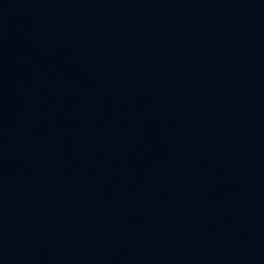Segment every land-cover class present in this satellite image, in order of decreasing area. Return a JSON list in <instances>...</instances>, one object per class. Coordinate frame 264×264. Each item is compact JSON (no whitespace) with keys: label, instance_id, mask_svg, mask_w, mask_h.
<instances>
[{"label":"water","instance_id":"1","mask_svg":"<svg viewBox=\"0 0 264 264\" xmlns=\"http://www.w3.org/2000/svg\"><path fill=\"white\" fill-rule=\"evenodd\" d=\"M0 264H264V0H0Z\"/></svg>","mask_w":264,"mask_h":264}]
</instances>
